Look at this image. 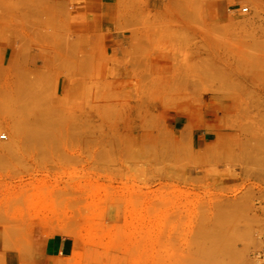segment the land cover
<instances>
[{"label": "rangeland", "instance_id": "374dc122", "mask_svg": "<svg viewBox=\"0 0 264 264\" xmlns=\"http://www.w3.org/2000/svg\"><path fill=\"white\" fill-rule=\"evenodd\" d=\"M0 114V264H257L264 0H0Z\"/></svg>", "mask_w": 264, "mask_h": 264}, {"label": "bare ground", "instance_id": "6f19581e", "mask_svg": "<svg viewBox=\"0 0 264 264\" xmlns=\"http://www.w3.org/2000/svg\"><path fill=\"white\" fill-rule=\"evenodd\" d=\"M253 1V0H252ZM253 3H255V2H253ZM252 4V3H251ZM254 5V4H253ZM253 5H252V7H253ZM258 7V6H257ZM244 8H246V7H244ZM244 8H242V9H240L241 11H242V13H244L243 12V9ZM255 8V7H254ZM248 11H249V8H248ZM248 13V12H247ZM123 25V24H122ZM132 29V28H131ZM129 30V29H128ZM132 33V38L134 37H139V36H137L138 34L136 33V30L134 29V31H133V29H132V31H131ZM136 38L133 40V41H135L136 40ZM132 41V42H133ZM131 43V42H130ZM11 50H12V55H11V58H10V60H11V62H10V68L11 69H16L18 66H19V63L20 62H18V60H20V59H17V56H18V58L20 57L18 54H19V52H20V55H21V51L19 50V51H17L15 48H13V47H11ZM45 61H46V59H44ZM47 60H49V59H47ZM18 62V63H17ZM47 62V61H46ZM51 62V61H50ZM49 62V63H50ZM49 63H48V65H49ZM53 63V66H54V63H55V61H53L52 62ZM48 65L44 62L43 63V66L41 67V69L40 70H42L41 72H39V73H41V75H40V77H42L43 79H44V81H46V82H48L47 81V79H45V77L43 76V74L45 75V74H47L48 73V75L47 76H49V70H47L48 68ZM47 66V67H46ZM52 65H50L49 67H51ZM52 66V67H53ZM43 68V69H42ZM45 68H47V69H45ZM54 68V67H53ZM55 69V68H54ZM53 69V70H54ZM39 70V71H40ZM48 71V72H47ZM51 72V71H50ZM52 73V72H51ZM53 74V73H52ZM52 74L50 75V76H52ZM46 76V75H45ZM49 76V77H50ZM194 76H197V75H194ZM47 78V77H46ZM64 78H65V91H66V95H69L70 94V90L68 89V85H69V79H71L70 77H69V75L67 74V73H65L64 74ZM46 82H45V85H46ZM194 82V81H193ZM193 85L195 84V83H192ZM196 85H197V83H196ZM195 86V85H194ZM193 86V87H194ZM192 87V86H191ZM210 99L212 100V102H215L216 103V106L214 107V109L210 112V110H209V113L208 112H206L205 114H204V117L206 118V117H208V115L210 116V117H212V118H214L215 120H217L218 122H219V120H220V117H219V114H218V111H223V112H225V110L228 108V107H226L225 106V104L223 105V103H222V101H221V96H220V94H218V92L216 91L215 93H212V96L210 97ZM223 100V99H222ZM216 101H218V102H216ZM219 101H221V103H219ZM159 108V105L158 104H154V109H158ZM187 109H190L191 110V108L188 106V108ZM181 114H183V116H182V118H185L186 120H188V122L189 123H187L185 126H183V128H182V130L180 131V133L179 134H175V133H168L167 135V137H168V139L170 140L171 138V140L170 141H172V143H174V142H176V143H181V142H183V140L184 141H186V139L188 140V137L190 136V133H192V126H191V124L193 123V120H194V115L189 111V110H184V111H182V112H180ZM13 120H14V118H13V116H7V115H2V114H0V123H6V124H10V123H12L13 122ZM177 124H175L174 126L175 127H177L176 126ZM158 127V130H157V133L159 134V136L160 135H162L163 133H162V130L160 129V127L159 126H157ZM156 127V128H157ZM138 126H131L130 127V132H132V134H133V131L134 132H138L139 130H138ZM2 129H0V131H1ZM14 133H8L7 131H4L3 132V130L1 131V133H0V139L1 140H4V142H0V152H8V151H10L13 147H14V145H15V143L17 142V139H13L12 138V135H13ZM164 135V134H163ZM186 135H187V138H186ZM189 135V136H188ZM132 136L133 135H131V138H132ZM135 136V135H134ZM157 136V135H156ZM220 134H216V137H217V139L218 138H220ZM170 137V138H169ZM221 138H222V136H221ZM167 139V138H166ZM223 139V138H222ZM132 140H134V138H132L131 139V141ZM219 140V139H218ZM215 140L214 141V143H213V145H217L218 144V142L221 140ZM174 141V142H173ZM217 141V142H216ZM222 142H223V140H221ZM221 142V143H222ZM131 143V142H130ZM171 143V142H170ZM216 143V144H215ZM220 143V144H221ZM220 144L218 145V146H220ZM218 146H214V147H218ZM257 174H259V173H257ZM253 175V174H252ZM254 175H256V173H254ZM259 177H261V175L259 174ZM258 177V175H257V178L256 179H260ZM261 192H263L262 190H260ZM262 194V193H261ZM146 233V232H145ZM147 234H148V232H147ZM146 234V235H147ZM145 236V235H144ZM148 236H149V234H148ZM146 237V236H145ZM147 239V238H146Z\"/></svg>", "mask_w": 264, "mask_h": 264}, {"label": "crops", "instance_id": "0c3cea01", "mask_svg": "<svg viewBox=\"0 0 264 264\" xmlns=\"http://www.w3.org/2000/svg\"><path fill=\"white\" fill-rule=\"evenodd\" d=\"M112 39H114V37ZM10 41H12V40H10ZM11 46H12V44L9 47H11ZM11 55H10L9 59L11 58ZM9 61L11 62V60H9ZM42 66H43V63L41 64V66L39 68H41ZM178 118L179 117L177 116L175 121ZM176 124H179V123L177 122ZM193 133L195 134V131ZM202 141H200V143ZM113 216H116V213H114L113 210H110V212L108 213V219L109 220L112 219ZM51 244H52V248L54 249V251L60 253L63 256H68V255L72 254L74 251V243L69 238H54L53 241L51 242Z\"/></svg>", "mask_w": 264, "mask_h": 264}, {"label": "built area", "instance_id": "2783aa9c", "mask_svg": "<svg viewBox=\"0 0 264 264\" xmlns=\"http://www.w3.org/2000/svg\"><path fill=\"white\" fill-rule=\"evenodd\" d=\"M243 12H248V8H244ZM259 240L262 242L261 248L253 252L252 256L257 264H264V233L259 235Z\"/></svg>", "mask_w": 264, "mask_h": 264}]
</instances>
